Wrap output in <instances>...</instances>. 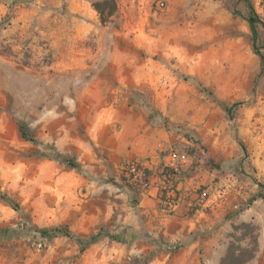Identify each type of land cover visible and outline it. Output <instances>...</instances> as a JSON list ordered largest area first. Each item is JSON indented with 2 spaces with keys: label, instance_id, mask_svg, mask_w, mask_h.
Segmentation results:
<instances>
[{
  "label": "rangeland",
  "instance_id": "obj_1",
  "mask_svg": "<svg viewBox=\"0 0 264 264\" xmlns=\"http://www.w3.org/2000/svg\"><path fill=\"white\" fill-rule=\"evenodd\" d=\"M247 1L0 0V264H264V28L255 50ZM146 126L190 156L183 215L202 228L169 237L142 213L121 167ZM56 228L72 236L41 234Z\"/></svg>",
  "mask_w": 264,
  "mask_h": 264
},
{
  "label": "crops",
  "instance_id": "obj_2",
  "mask_svg": "<svg viewBox=\"0 0 264 264\" xmlns=\"http://www.w3.org/2000/svg\"><path fill=\"white\" fill-rule=\"evenodd\" d=\"M137 145L138 149L132 151L131 158L145 163L149 174L152 171L150 175L151 187L141 193L140 206L148 221H154L153 229L160 234L176 238L182 236L186 226L192 222L202 228L204 225L200 224L198 219H188L187 215H183V210H187V207L193 204L194 199L192 200V198L195 195L192 193L194 191L193 178L175 176L171 181L166 182L160 175L163 157L166 151L173 147L170 135L162 130H151L150 126H146ZM174 193L177 195V199L175 200L176 204L172 205L169 197ZM171 205L174 208L170 209ZM193 223L190 227L194 226Z\"/></svg>",
  "mask_w": 264,
  "mask_h": 264
},
{
  "label": "built area",
  "instance_id": "obj_3",
  "mask_svg": "<svg viewBox=\"0 0 264 264\" xmlns=\"http://www.w3.org/2000/svg\"><path fill=\"white\" fill-rule=\"evenodd\" d=\"M159 5L162 7L163 3H160ZM190 165L191 158L187 153L171 148L166 151L163 157L160 175L164 181L169 182L175 176H180L183 172H185ZM121 173L127 178V181L130 184L137 186L142 191H147L151 187L148 167L141 161H127L122 165ZM176 196L177 195L174 193L169 197V201H171L172 205L176 204ZM172 205L169 206L170 209L174 208Z\"/></svg>",
  "mask_w": 264,
  "mask_h": 264
},
{
  "label": "trees",
  "instance_id": "obj_4",
  "mask_svg": "<svg viewBox=\"0 0 264 264\" xmlns=\"http://www.w3.org/2000/svg\"><path fill=\"white\" fill-rule=\"evenodd\" d=\"M247 5H248L249 10H250V14L247 18V23H248V26L250 28L251 35H252V46L255 49L256 39H257V31H256L255 25L258 23V24H261L262 27L264 28V23L262 21H259L258 16L254 13L253 7L249 3V1H247ZM93 7L96 10V12L98 13L99 20H100L101 24L107 23L108 20L113 16V14L115 12V4L113 1H104V2L95 3L93 5ZM262 62H263V60L261 58V63ZM19 130H20L21 135L23 137H25L26 135L24 133V127L20 126ZM56 156H57V158H60L59 155H56ZM68 164L73 168L77 166V165L71 163L70 161H68ZM8 234H10V231H6V233H3L4 236H7ZM41 234L44 236H56L59 234H62V235L68 236V237L72 236V235H70L69 232L63 231L62 229H57V228L53 229L52 231L43 230V231H41ZM100 237H101V235H99V234L94 236V237H91L88 240L77 237V241L81 245V250H84L89 245L96 243ZM112 238H114V237L112 236ZM115 239L117 240L118 237H116Z\"/></svg>",
  "mask_w": 264,
  "mask_h": 264
}]
</instances>
